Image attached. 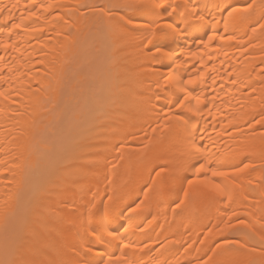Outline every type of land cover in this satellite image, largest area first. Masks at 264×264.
<instances>
[{"label": "bare ground", "instance_id": "1", "mask_svg": "<svg viewBox=\"0 0 264 264\" xmlns=\"http://www.w3.org/2000/svg\"><path fill=\"white\" fill-rule=\"evenodd\" d=\"M123 2L0 0V264H264V0Z\"/></svg>", "mask_w": 264, "mask_h": 264}, {"label": "snow or ice", "instance_id": "2", "mask_svg": "<svg viewBox=\"0 0 264 264\" xmlns=\"http://www.w3.org/2000/svg\"><path fill=\"white\" fill-rule=\"evenodd\" d=\"M8 5H5L4 8H0V12H3L5 10V8H7ZM12 8H15L16 5L13 4L11 5ZM117 7L124 9L125 13L127 14L128 12H146L149 13L152 16H156L159 17L161 15V13L158 11L161 8H165V5L163 3H154L152 2V0H124L123 3L117 5ZM176 11V8L173 7L172 4H168L167 8H165V12L164 14L166 15H171L173 12ZM193 15L195 18L197 19H202V17H200L198 12H195L193 10ZM11 13H9V17L10 18ZM135 17H131L129 18L126 23L128 24H132L134 21ZM14 28H20L21 25L20 24H13ZM137 27H140L143 31L152 34L155 32V30L159 27H161L160 23H159V19H154V20H149L147 23H144L142 25H137ZM167 27L171 30H173L177 35H182L183 32L185 31V27L184 26H180V25H174V24H168ZM231 39V37L229 38ZM0 44H3V41H0ZM0 59H2V57H0ZM0 71H2V69H0ZM191 83V81H189ZM0 95H3L2 93H0ZM201 170H203L204 166L203 164L200 165ZM239 171H243V169H240ZM213 176H223L225 175V173H220V172H212ZM214 187L219 188V185H215ZM185 195H187V193H185ZM125 247H129V245H124ZM109 264H112L111 258H109Z\"/></svg>", "mask_w": 264, "mask_h": 264}]
</instances>
